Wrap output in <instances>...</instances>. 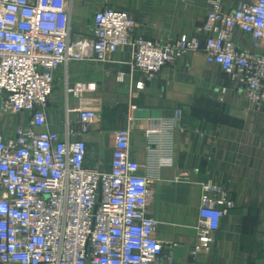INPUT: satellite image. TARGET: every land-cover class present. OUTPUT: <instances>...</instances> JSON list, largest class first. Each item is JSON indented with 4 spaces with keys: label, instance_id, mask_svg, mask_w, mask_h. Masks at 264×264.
Instances as JSON below:
<instances>
[{
    "label": "built area",
    "instance_id": "built-area-1",
    "mask_svg": "<svg viewBox=\"0 0 264 264\" xmlns=\"http://www.w3.org/2000/svg\"><path fill=\"white\" fill-rule=\"evenodd\" d=\"M72 4L0 0V264H172L178 243L155 236L158 222L148 205L152 183L175 164V148L161 142L173 138L181 112L147 129L148 158L141 164L131 156L132 110L138 108L131 104L128 125L115 131L111 168L89 167L83 134L100 112L79 106L73 109L77 127L68 121L65 135L49 128L46 106L56 71L70 61L114 62L128 47L129 72L119 70L117 79L133 84L139 75L136 85L143 88L173 60L203 51L264 116V0L229 10L222 0H209L199 27L204 37L166 39L137 32L134 18L112 6L95 12L92 36L75 37ZM238 34L248 36L252 48L241 46ZM183 178L186 173L177 180ZM200 185L193 260L211 249L221 218L235 206L216 180Z\"/></svg>",
    "mask_w": 264,
    "mask_h": 264
},
{
    "label": "crops",
    "instance_id": "crops-1",
    "mask_svg": "<svg viewBox=\"0 0 264 264\" xmlns=\"http://www.w3.org/2000/svg\"><path fill=\"white\" fill-rule=\"evenodd\" d=\"M225 9L250 0H222ZM105 6L127 11L137 32L151 38L200 36L209 0H73L72 35L92 36L94 14ZM237 42L252 48L248 36ZM130 49L115 53L114 62L70 61L55 74L54 90L46 106L48 127L65 135L66 124L77 127L79 106L95 108L98 121L83 134L88 151L86 166L110 169L115 131L128 125L131 104L135 121L131 156L141 164L148 158L147 129L171 121L181 112L173 138L162 140L176 150L175 164L163 167L151 186L148 214L158 224L155 236L177 242L172 264H261L264 261V116L251 109L235 81L218 65L208 63L203 51L167 64L143 88L119 70L129 72ZM25 116L20 117L24 121ZM171 141V142H170ZM183 173L187 178L177 180ZM216 180L228 189L235 206L222 218L209 251L196 260L190 250L197 242L200 183Z\"/></svg>",
    "mask_w": 264,
    "mask_h": 264
},
{
    "label": "water",
    "instance_id": "water-1",
    "mask_svg": "<svg viewBox=\"0 0 264 264\" xmlns=\"http://www.w3.org/2000/svg\"><path fill=\"white\" fill-rule=\"evenodd\" d=\"M261 264H264V261H262Z\"/></svg>",
    "mask_w": 264,
    "mask_h": 264
}]
</instances>
